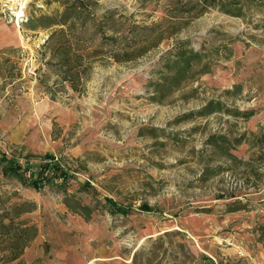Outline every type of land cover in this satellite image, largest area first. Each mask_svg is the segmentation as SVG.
Returning <instances> with one entry per match:
<instances>
[{
	"label": "rangeland",
	"instance_id": "374dc122",
	"mask_svg": "<svg viewBox=\"0 0 264 264\" xmlns=\"http://www.w3.org/2000/svg\"><path fill=\"white\" fill-rule=\"evenodd\" d=\"M243 3L0 12V152L19 164L0 210L25 202L37 226L4 264H264V6ZM181 44L206 56L174 85ZM209 100L224 107L200 114Z\"/></svg>",
	"mask_w": 264,
	"mask_h": 264
},
{
	"label": "trees",
	"instance_id": "16d2710c",
	"mask_svg": "<svg viewBox=\"0 0 264 264\" xmlns=\"http://www.w3.org/2000/svg\"><path fill=\"white\" fill-rule=\"evenodd\" d=\"M205 1H210V3L217 5L221 10L231 14L241 15L243 13V0ZM258 2L260 5L264 6V0H258ZM65 22L67 23L68 20L63 19L61 21V23ZM137 42L142 43V40L140 39ZM136 45L134 46L135 49L136 47H139ZM204 56H206V52L193 50L192 48L181 44L171 58V64L169 66L170 72L165 73L164 76L170 78L174 85H178L181 81L190 76L192 63L196 60H201ZM75 62L77 63H73L69 56H64L61 60L62 64L68 66L70 72L75 68L76 70L74 71L77 73L80 70L79 65H81V62ZM223 107L224 105L220 100H209L198 112L200 114H207L215 110H220ZM13 161V158L0 152V167H2L1 170L3 174L7 172L19 173V164H16ZM42 166H44V170H48L47 165L45 166V164H43ZM43 169L42 172L44 171ZM53 169L54 171L57 170L55 166ZM38 174L39 171H37V175ZM46 175L47 174H42L40 177H45ZM46 178L49 179V176H46ZM63 179H65V177H63ZM31 180L34 185L39 183V178H32ZM107 199L109 200L110 198ZM23 205H25V202L14 203L10 204L7 208L0 210V263L4 264L19 259L24 247L36 234L37 226L34 223L28 222L26 218L20 217L22 211L30 209L23 207Z\"/></svg>",
	"mask_w": 264,
	"mask_h": 264
},
{
	"label": "built area",
	"instance_id": "2783aa9c",
	"mask_svg": "<svg viewBox=\"0 0 264 264\" xmlns=\"http://www.w3.org/2000/svg\"><path fill=\"white\" fill-rule=\"evenodd\" d=\"M28 2L29 0H0V12L7 14L14 20H21Z\"/></svg>",
	"mask_w": 264,
	"mask_h": 264
}]
</instances>
